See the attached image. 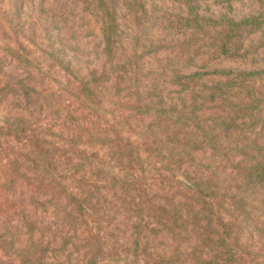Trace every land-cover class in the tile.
Segmentation results:
<instances>
[{
    "label": "rangeland",
    "instance_id": "374dc122",
    "mask_svg": "<svg viewBox=\"0 0 264 264\" xmlns=\"http://www.w3.org/2000/svg\"><path fill=\"white\" fill-rule=\"evenodd\" d=\"M103 9L113 10L118 23L120 36L112 49H106L101 31ZM246 18L256 25L249 27L248 32H241ZM234 28L241 35L239 48L229 53L219 51L226 35ZM49 48L59 49L56 56L62 57L64 64L44 68V75L38 78L53 106H46L42 111L34 104L24 108L23 97L8 95L0 101V125L7 117H32L33 121L42 123L43 136L51 141L55 151L65 146L70 148L65 153L70 154L72 146L65 138L76 136L78 147L98 152L101 162L104 161L102 164L108 167L116 165L119 151L138 153L145 160V172L135 174L137 184L143 186L144 195H149L147 202L165 208L178 201L179 191L189 193L192 187L189 184L197 181V174L204 175L211 183V190L206 193L210 196L201 198L210 202V210L205 211L212 217L211 235L219 234L224 242L218 241L213 251L201 257L223 264H264V237L260 238L257 230L264 228V186L240 179L237 167L242 157L236 155L222 161L221 166L195 171L193 165L178 162L174 154L188 149L176 148L167 155L176 144L170 146L158 140L165 134L155 126L143 128L152 116L128 108L126 103L122 108L118 97L124 96L131 107L138 97L148 101L147 91L156 86L163 93L162 99L169 102L181 91L175 74L201 73L202 80L195 81L205 82L223 80L226 72L254 71L258 72L253 78L264 103V0H0V59L6 69L12 67L9 63L12 57L19 55H28L37 67L44 59L43 52ZM124 69L128 72H123ZM121 72L126 74L120 87L126 89L116 94L110 83L103 92V102L95 104L93 109H85L65 90L67 78L71 80L73 75H84L87 79L94 73L102 74L101 79H112ZM217 103L222 101L211 102V106L197 111L198 117L209 125L203 129L209 130L219 121L209 115H224L223 108L218 106L221 104ZM234 131L224 134L223 141H231ZM246 131V137L257 145L254 155L258 156L254 160L264 164L263 122ZM59 132H62L61 138L55 136ZM91 135L95 139L92 142L88 140ZM156 151L157 154L165 151L166 160H160ZM198 152L196 158H204ZM184 156L187 157V152ZM33 157L28 146L0 133V218L11 221L9 216L15 219L24 209L25 214L36 216L44 234L49 236L56 229L53 225L56 209L53 205L30 202V186L24 185L26 181L19 184L18 176L15 177L17 169L33 166ZM100 207L92 223L100 224L108 244L103 248V258L97 260L99 264H135L138 257H144L147 262L157 253L161 256L168 253L172 240L158 226L143 232L144 240L149 241L147 247L141 244L136 248L131 242L130 220L124 211H114L110 204ZM3 210L7 213L3 214ZM193 221L187 231L198 228L199 224ZM187 239L190 241L181 240L184 247L197 243L198 233ZM114 240L123 243L120 249ZM69 251L55 250L52 256L60 257L63 264H82L78 250L72 251L73 256L67 262L65 255ZM6 255L0 250V264L18 263L16 257Z\"/></svg>",
    "mask_w": 264,
    "mask_h": 264
},
{
    "label": "trees",
    "instance_id": "16d2710c",
    "mask_svg": "<svg viewBox=\"0 0 264 264\" xmlns=\"http://www.w3.org/2000/svg\"><path fill=\"white\" fill-rule=\"evenodd\" d=\"M101 18V31L106 49H112L116 47L117 38L120 36L116 15L111 9H103ZM243 24L246 28L241 27V32L245 30L248 32L249 27L255 26L256 22L246 18L243 19ZM230 31L219 48L221 52L229 53L231 49L239 48L241 37L238 33L239 29L234 28ZM58 52L59 49L54 48L45 50L44 59L37 67H34L33 60L28 55L12 57L9 62L12 64L10 69H6L4 61L0 59V101L8 95H13L17 98L23 97L21 105L24 108L34 104L37 110L42 111L46 106H53L52 101L47 100L49 96L41 89L38 78L44 75V68L64 65L61 61L62 57H57ZM127 63L128 61L124 66ZM127 70L124 69L123 72H128ZM123 72L116 73L112 79H101L102 74L94 73L87 79L84 75L79 77L73 75L71 80L67 78L65 90L74 99L80 101L85 109H93L95 104L103 102V92L110 83L116 94L126 89L120 87L122 76L126 74ZM226 73L231 75L224 74L223 80L213 79L205 82L195 81L196 78L202 80L201 73L187 76L175 74L174 78L178 80V86L184 93L178 92L177 97L169 102L162 99L163 93L157 91L156 86H152L147 91L150 97L148 101L138 97L131 107L124 96L118 95V97L121 98L122 108L126 103L128 108L152 116L143 128L155 126L156 130L160 129L165 134L164 138L160 136L158 140L165 141L164 143L170 146L176 144L167 155L172 154L176 148L188 149V151H174L178 162L185 161L188 165H193L195 171H203L221 166L222 161H229V158L240 155L242 160L237 167L240 179L264 186V164L262 161L254 160V157L258 156L254 155L257 145L246 137L248 132L246 130L249 127H254L259 122H263L264 125V103L260 99L261 95L253 78L258 72ZM217 100L222 101L217 104H221L218 106L223 108L224 115H209L212 119L218 118L219 121L214 122L209 130L203 129L209 125L198 117L197 111L211 106L210 103H216ZM3 121V125H0V133L21 141L30 148L34 156L33 166L17 169L15 176H18L19 184L26 181L24 185L30 186L29 201L53 205L56 209L53 211V225H56V229L54 228L49 236L44 234L36 216L25 214L24 209L15 219L9 216L11 221L0 218V250L5 252L7 257L8 255L16 257L17 264H63L60 257L52 256L55 250H70L65 255L67 262L73 256L72 251L78 250V258L82 264H99L97 260L103 258V248L108 242L101 233L100 224L97 222L95 225L92 222L100 212L95 211L101 208L100 206H109V204L114 211L123 210L126 219L130 220L131 242L134 247L140 248L141 244H145L144 248H146L149 241L144 240L143 232L152 231L157 226L167 237L170 235L172 242L167 254L161 256L157 253L147 262L144 257H138L135 264H185L186 262L223 264L209 261L210 258L206 259L208 257H201L213 251L218 241L224 242L219 234L215 237L211 235L212 217L205 211L210 210V202L205 198L201 200L203 196H210L206 193L211 190V183L204 175L197 174V181L192 183L193 185L189 184L192 187L185 186L189 188V193L179 191L181 196L177 202L171 204V207L150 204L147 202L149 195L143 194V186L137 184L135 176L136 173L145 172L143 163L145 160L138 153L119 151L116 165L108 167L102 164L104 161L101 162L102 158L98 152L87 151L76 145L79 137L65 138V141L71 144L69 146H72L69 154L65 152L70 148L65 146L61 147V151H55L56 148L51 146V141H47L43 136L45 129L42 123L33 121L32 117H7ZM232 129H235L234 138L231 141L224 138L225 143L222 138ZM55 134L59 138L62 136V132ZM88 140L92 142L95 139L91 135ZM104 140L102 145L106 142ZM198 151L204 158H196ZM162 152L158 151L157 154L156 151L155 154L160 160L164 158L166 160L165 151V155ZM185 152L187 157L184 156ZM246 160L250 162L246 163ZM202 203L206 205L203 206ZM5 210L2 211L3 214L7 213ZM191 219L194 220L195 225L199 224L195 231H187ZM257 230L259 237H264V228ZM194 232L198 233V242L184 247L181 240L190 241L187 236H191ZM113 242L118 249L123 244L116 240ZM76 244H79L80 248H77ZM135 255L137 256V253Z\"/></svg>",
    "mask_w": 264,
    "mask_h": 264
}]
</instances>
